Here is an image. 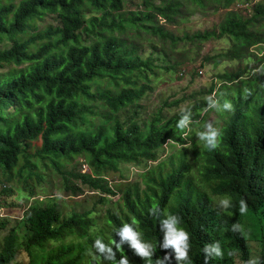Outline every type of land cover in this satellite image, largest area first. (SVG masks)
<instances>
[{
	"label": "trees",
	"instance_id": "obj_1",
	"mask_svg": "<svg viewBox=\"0 0 264 264\" xmlns=\"http://www.w3.org/2000/svg\"><path fill=\"white\" fill-rule=\"evenodd\" d=\"M16 1L0 0V68L26 67L0 81V171L11 173L18 169L24 183L43 181L45 170L72 177L100 195V204L106 202L107 196H119L117 203L121 207L108 210L104 223L96 227L90 217L95 210L66 217L54 199L44 208L34 205L20 221L22 234L12 230L0 244V264H11L19 252L26 255V264H120L138 255L130 242H121L116 234L119 229L130 225L140 234V243L158 249L164 243L159 221L167 215L178 216V227L195 240L216 236L224 241L223 256L218 257L217 264H235L233 255L243 246L255 244L260 264H264V59H256L263 63L259 72L248 67L219 74L209 90L196 94L194 105L185 111L171 112L182 98L171 104L164 102L155 113L142 119L138 102L148 89L143 67L151 69L152 62L143 61L114 36L115 32L125 33L136 22L141 23L138 29L147 31L156 15L171 21L178 15L182 1H194L198 6L213 3L225 9L253 1L169 0L165 6L156 7L144 0L154 15L130 21H115L119 18L116 15L107 21L122 10L125 0H20L15 5ZM84 11L101 15L83 22ZM49 15L56 18L58 26L35 32L36 24ZM262 23L264 2H258L250 18L228 12L218 33H195L191 39L195 43L199 39L232 38L235 46L223 57L251 61V48L264 44L259 34ZM155 28H151L152 33ZM88 39L92 42L87 43ZM94 86L95 92L91 93ZM214 92L218 97L214 94L212 100L225 112L224 125L218 147L209 150L196 127L212 110L208 97ZM225 103L231 109H225ZM92 107L105 110L96 129L89 122L94 116ZM202 112L205 116L195 120ZM122 114L126 116L123 122ZM184 116L189 117V124L180 129L177 125ZM33 143L40 146L32 147ZM169 143L189 145L191 155L186 149L177 153L180 157L171 161L168 171L162 164L156 170L149 169L159 150ZM80 161L88 166V175L69 171ZM126 167L147 171L145 189L122 188L120 184L107 187V179L121 175ZM65 188L77 192L73 186ZM210 193L229 198L230 207L220 212L223 209ZM241 200L247 204L243 214L239 211ZM156 208L160 210L159 218L152 214ZM228 211L234 215L229 216ZM253 218L251 245L242 230L230 229L227 233L232 220L251 226ZM3 226L2 221L0 228ZM97 240L105 246L104 252L97 247ZM55 245L59 246L49 249ZM203 247L192 246L189 255L193 264H204Z\"/></svg>",
	"mask_w": 264,
	"mask_h": 264
},
{
	"label": "rangeland",
	"instance_id": "obj_2",
	"mask_svg": "<svg viewBox=\"0 0 264 264\" xmlns=\"http://www.w3.org/2000/svg\"><path fill=\"white\" fill-rule=\"evenodd\" d=\"M19 1L17 0L15 5ZM147 1L150 2L151 6L160 7L165 6L169 0ZM252 1L249 5H231L226 9L213 3L198 6L194 1L191 3L182 1V5L178 9V15L172 18L171 21H164L159 15H156L148 23L149 28L147 31L138 29L137 26L141 23L136 22L135 26L130 27L125 33L121 35L117 32L114 33V36H118L120 40L125 42L126 49L134 50L136 55L143 61L149 59L152 62L153 67L151 69L143 67L148 77L146 84L148 89L145 90L142 99L138 102L140 118L144 119L155 113L156 109L162 107L164 102L171 104L182 98L183 100L179 101L178 106L173 107L171 112L185 111L188 107L194 105L195 95L207 92L211 85L216 82V77L224 72H232L238 68L246 69L248 67L257 68L254 72L260 71L259 67L263 63H258L256 59H264V44L252 47L248 54L251 61L244 62L243 60H230L223 57L235 46V41L232 38L199 39L195 43L191 39L195 33L201 35L211 31L218 33V26L224 21V17L228 12H236L245 19L250 18L253 15L254 4L264 2V0ZM154 13L155 11L152 8L144 5V0H125L122 10L113 13L107 21H110L115 15L119 16L115 21L124 19L130 21L133 17L145 19L150 14L154 15ZM100 15V12L84 11L82 20L88 22L91 18H98ZM155 17H157V20L154 19ZM54 18L52 15L45 16L36 24L37 29H35V32H39L47 26L57 27L58 21ZM261 26L259 34L264 37V23ZM152 27H156L154 33H152ZM90 42H92V39L87 40V43ZM9 48L10 45L7 46V49ZM25 67L26 65L20 67L6 65L0 68V81ZM199 69H201L200 73H197ZM194 72H196V76L193 78ZM140 84L142 85V83ZM103 87L102 84L100 88ZM95 89L96 86L91 88V93H94ZM214 94L218 97L216 92L210 97L212 98ZM98 105H102V103L99 102ZM91 109L94 116L90 117L89 122L93 124L92 129H96L99 123L103 121L105 110L100 107H92ZM223 113H225L223 108L218 106L213 107L206 116L205 112L195 116V120H201L205 116L201 124L196 127L197 134L205 131L204 125L209 122L220 130L224 125ZM125 118L126 116L122 114L120 116L121 122L125 121ZM39 146L40 143L32 144V147ZM185 149L190 156L191 148L189 145L180 147L171 143L165 144L159 150L155 162L149 164V169L156 170L162 164L165 171L170 170L171 161L176 162L180 157L176 154L183 152ZM17 170H13L11 173L0 171V222H4V226L0 228V244L12 230L17 235L22 234L23 227L20 226V221L28 208L34 205H40L41 208H44L52 199H54L60 212L66 217H70L73 213L83 214L95 210L90 217L94 219L96 227L104 223L108 210H111L112 207L115 210L121 207L120 202L117 203L119 196H107L106 202L100 204V195L92 192L88 186H84L79 180L72 177H63L45 170L43 171V181L32 179L24 183L19 179ZM69 171L73 175L89 174L88 166L81 161L78 165L69 168ZM194 173L197 176L196 168ZM146 174L147 171L126 167L121 175L110 176L107 179V187L112 188L120 184L122 188L138 186L143 190L145 189L144 178ZM9 177L10 180L8 181ZM66 185L73 186L77 192L66 191ZM208 192L206 190V193ZM214 200L216 202L220 201ZM247 230L251 231L250 228H247ZM73 244H77V242ZM58 246H50L49 249ZM26 262V255L19 252L16 260L11 264H26Z\"/></svg>",
	"mask_w": 264,
	"mask_h": 264
},
{
	"label": "clouds",
	"instance_id": "obj_3",
	"mask_svg": "<svg viewBox=\"0 0 264 264\" xmlns=\"http://www.w3.org/2000/svg\"><path fill=\"white\" fill-rule=\"evenodd\" d=\"M208 100L209 108L218 107L217 102L212 100L211 97ZM223 107L231 109L229 103H225ZM188 124L189 117L184 116L177 126L180 129H184ZM204 128L206 130L198 134L199 138L205 142V146L209 150L217 148L221 136L220 130L215 128L211 122L205 124ZM209 196L220 200L219 207L223 209L220 212H224L230 207L229 198L213 196L211 193ZM239 211L241 214L247 211V204L244 200L240 201ZM152 214L159 218L160 210L158 208L153 209ZM228 214L229 216H233L234 212L228 211ZM159 222L162 225V230H164V243L158 249H151V245L140 243L138 239L140 234L134 232L130 225L125 224L119 229L116 234L120 237L121 242H130V247L138 255L131 259L121 260L120 264H193V260L189 255L192 246H204L201 249L204 252V256H202L204 264H217L218 257L223 256L221 243H224V241L218 239L216 236H205L201 241L195 240L194 236H190L186 230L178 227L180 218L176 215H167ZM247 228H250L251 231L247 230ZM230 229L233 232L242 230L247 242L251 245L252 234L255 232L254 218L251 226L244 221L240 225L239 219H234L230 222L227 233ZM96 245L101 252L105 251V246L99 240L96 241ZM120 245L121 243H118L117 247ZM108 251L110 252L111 250L108 249ZM229 254L231 255L232 253ZM233 257L235 264H260L259 248L256 244L250 247L243 246Z\"/></svg>",
	"mask_w": 264,
	"mask_h": 264
}]
</instances>
